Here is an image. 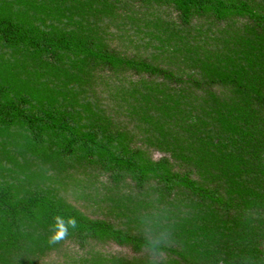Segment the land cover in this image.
<instances>
[{
    "label": "trees",
    "instance_id": "16d2710c",
    "mask_svg": "<svg viewBox=\"0 0 264 264\" xmlns=\"http://www.w3.org/2000/svg\"><path fill=\"white\" fill-rule=\"evenodd\" d=\"M156 228L264 264V0H0V264H147Z\"/></svg>",
    "mask_w": 264,
    "mask_h": 264
},
{
    "label": "clouds",
    "instance_id": "9594fccd",
    "mask_svg": "<svg viewBox=\"0 0 264 264\" xmlns=\"http://www.w3.org/2000/svg\"><path fill=\"white\" fill-rule=\"evenodd\" d=\"M54 224L52 225L49 243L56 244L65 239L69 234V228H77L75 217L68 216L67 218L57 215L53 217ZM146 224H151L152 221H145ZM170 234L163 228L149 229L146 232L144 240V250L147 253V264H161L163 249L169 242Z\"/></svg>",
    "mask_w": 264,
    "mask_h": 264
},
{
    "label": "rangeland",
    "instance_id": "374dc122",
    "mask_svg": "<svg viewBox=\"0 0 264 264\" xmlns=\"http://www.w3.org/2000/svg\"><path fill=\"white\" fill-rule=\"evenodd\" d=\"M105 248L107 249H112V250H119L121 249L120 247L116 246L115 244H109V245H106ZM124 250H127V249H124Z\"/></svg>",
    "mask_w": 264,
    "mask_h": 264
},
{
    "label": "flooded vegetation",
    "instance_id": "af4514ba",
    "mask_svg": "<svg viewBox=\"0 0 264 264\" xmlns=\"http://www.w3.org/2000/svg\"><path fill=\"white\" fill-rule=\"evenodd\" d=\"M262 250H263V252H264V242H263V245H262Z\"/></svg>",
    "mask_w": 264,
    "mask_h": 264
}]
</instances>
